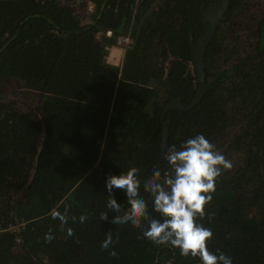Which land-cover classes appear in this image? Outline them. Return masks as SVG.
<instances>
[{"label":"trees","instance_id":"trees-1","mask_svg":"<svg viewBox=\"0 0 264 264\" xmlns=\"http://www.w3.org/2000/svg\"><path fill=\"white\" fill-rule=\"evenodd\" d=\"M215 1L0 0V264H202L141 228L110 223L114 212L99 219L107 178L131 167L159 219L143 183L154 166L168 168L167 147L198 134L233 163L198 220L213 232L209 250L264 264V8L245 20L254 0L232 1L205 54L207 91L193 108L167 112L162 149L164 107L196 98L191 34L196 42L205 33L203 13ZM122 36L131 39L123 63L110 64ZM18 82L21 108L9 100ZM114 196L127 210L126 195ZM65 206L62 225L51 212Z\"/></svg>","mask_w":264,"mask_h":264},{"label":"clouds","instance_id":"clouds-1","mask_svg":"<svg viewBox=\"0 0 264 264\" xmlns=\"http://www.w3.org/2000/svg\"><path fill=\"white\" fill-rule=\"evenodd\" d=\"M164 160L168 168L162 170L154 166L150 178L143 183V191L152 197L153 210L159 214V219L150 214L148 202L140 195L141 180L136 167L107 178L108 211L101 212L99 219L108 221L109 212H114L110 223L141 228L143 236L155 245L178 248L180 255L199 258L202 264H233L230 256L209 250L208 242L213 238V232L198 223L205 216L206 206L213 199L212 194L223 171L232 169V161L202 134L179 147H167ZM114 189L126 195L127 210L117 202ZM68 212L69 208L65 206L63 212L53 209L51 216L65 225ZM71 219L75 222L77 218L72 216ZM87 219L86 215H81L79 222L84 223ZM67 235H74L71 228L67 229ZM44 238L49 243L55 238L52 229ZM112 244L113 236L108 232L101 248L108 250ZM109 254L116 256L114 250Z\"/></svg>","mask_w":264,"mask_h":264},{"label":"water","instance_id":"water-1","mask_svg":"<svg viewBox=\"0 0 264 264\" xmlns=\"http://www.w3.org/2000/svg\"><path fill=\"white\" fill-rule=\"evenodd\" d=\"M233 0H217L211 4L206 11L203 13L202 22L207 25L205 33L197 40L196 44L191 35V47L193 53V62L195 65V71L198 79V93L194 102L190 106H184L181 103V98L175 99L170 102L163 111L162 123H163V142L162 149L165 150L168 141V125L166 122V114L169 110L174 108L180 109H190L192 106L197 104L204 96L207 91L206 87V75H205V54L208 47L213 41L222 21L224 20L227 12L229 11ZM41 120L43 121L42 116L40 115ZM42 146L38 149L36 154V160L34 162V171L32 173V179L35 175V170L38 166V158L42 152Z\"/></svg>","mask_w":264,"mask_h":264},{"label":"rangeland","instance_id":"rangeland-1","mask_svg":"<svg viewBox=\"0 0 264 264\" xmlns=\"http://www.w3.org/2000/svg\"><path fill=\"white\" fill-rule=\"evenodd\" d=\"M262 8H264V0H254L251 2V4L249 5V9L246 12V16H245V20L248 21L257 11L261 10ZM245 8H242L237 16L235 17L238 21H240L241 18V14L242 11ZM115 46V45H114ZM113 47V46H112ZM111 48V47H110ZM109 48V53L107 55V57L109 56L111 50ZM12 87H14L17 90V95H12L9 97V100L12 101H16L18 104V107H25L27 105V103L25 102L23 96H24V89L21 83H15L12 85ZM36 100L38 99L39 95L37 93H33Z\"/></svg>","mask_w":264,"mask_h":264},{"label":"crops","instance_id":"crops-1","mask_svg":"<svg viewBox=\"0 0 264 264\" xmlns=\"http://www.w3.org/2000/svg\"><path fill=\"white\" fill-rule=\"evenodd\" d=\"M110 50L113 52V50H116V56L114 57L112 55V52H110L109 56L107 57V61L110 64L121 66L123 63L124 55H125V48L119 47V46H113L110 48ZM120 51V52H118ZM114 59V60H113Z\"/></svg>","mask_w":264,"mask_h":264},{"label":"built area","instance_id":"built-area-1","mask_svg":"<svg viewBox=\"0 0 264 264\" xmlns=\"http://www.w3.org/2000/svg\"><path fill=\"white\" fill-rule=\"evenodd\" d=\"M131 39L129 36H122L118 39L117 45L119 47H126L130 43Z\"/></svg>","mask_w":264,"mask_h":264},{"label":"flooded vegetation","instance_id":"flooded-vegetation-1","mask_svg":"<svg viewBox=\"0 0 264 264\" xmlns=\"http://www.w3.org/2000/svg\"><path fill=\"white\" fill-rule=\"evenodd\" d=\"M191 35H192V34H191ZM130 42H131V41H130ZM194 42H195V41H194ZM196 42H197V41H196ZM196 42H195V44H196ZM129 44H130V43H129ZM129 44L125 47V50H126L127 47H129ZM197 93H198V91H197ZM196 97H197V95H196ZM178 98H181V100H182V97H180V96L174 98L173 100L178 99ZM195 99H196V98H195ZM195 99H194V100H195ZM173 100H171L170 102H172ZM200 101H201V100H200ZM200 101H199V102H200ZM170 102H169V103H170ZM193 102H194V101H193ZM199 102H198V103H199ZM169 103H168V104H169ZM181 103H182V102H181ZM198 103H197V104H198ZM168 104H167V105H168ZM197 104H195L194 106H196ZM167 105H166V106H167ZM166 106H165V107H166ZM194 106H192L191 108H193ZM165 107H164V108H165ZM191 108H190V109H191ZM174 109H180V108H174Z\"/></svg>","mask_w":264,"mask_h":264},{"label":"bare ground","instance_id":"bare-ground-1","mask_svg":"<svg viewBox=\"0 0 264 264\" xmlns=\"http://www.w3.org/2000/svg\"><path fill=\"white\" fill-rule=\"evenodd\" d=\"M112 52V51H111ZM118 52H120V51H118ZM112 55L115 57L116 56V50H113V52H112ZM114 60V59H113Z\"/></svg>","mask_w":264,"mask_h":264}]
</instances>
